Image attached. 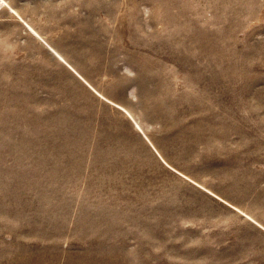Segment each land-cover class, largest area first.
Instances as JSON below:
<instances>
[{"label": "rangeland", "instance_id": "374dc122", "mask_svg": "<svg viewBox=\"0 0 264 264\" xmlns=\"http://www.w3.org/2000/svg\"><path fill=\"white\" fill-rule=\"evenodd\" d=\"M6 1L0 264H264V0Z\"/></svg>", "mask_w": 264, "mask_h": 264}, {"label": "bare ground", "instance_id": "6f19581e", "mask_svg": "<svg viewBox=\"0 0 264 264\" xmlns=\"http://www.w3.org/2000/svg\"><path fill=\"white\" fill-rule=\"evenodd\" d=\"M1 3H3V4H5V5H7L8 6V8L15 14V15H17V17L23 22V24L26 26V28L28 29V30H30L33 34H35L36 36H38L40 39H42V40H44L45 41V39L43 38V36L28 22V21H26L25 19H23L22 18V16H21V14H19V12H17L16 11V9L14 8V7H12L6 0H0V4ZM46 42V41H45ZM47 43V42H46ZM48 45H49V49H52L51 51H53V53L56 55V57L59 59V60H61L60 59V57H63L62 56V54L59 52V50H57L54 46H52L51 44H49V43H47ZM47 46V45H46ZM48 48V47H47ZM58 55V56H57ZM60 56V57H59ZM71 65V64H70ZM78 72V71H77ZM81 77L89 84V88L90 89H93V91L96 93V94H98L100 97H102L104 100H106V101H108V102H110L111 104H113L114 106H116V107H118V108H120V109H122L123 111H124V113L126 114V115H128V114H130L131 115V118L134 120V126L136 127V129H138V127L139 128H141L142 126L140 125V123H139V121L136 119V118H134L133 116H132V114H131V112L129 111V109H127L124 105H122V104H120V103H118V102H116V101H114V100H110L109 98H107V96H105L104 94H102L101 92H99L91 83H89L82 75H81ZM129 117V116H128ZM142 129V128H141ZM142 131V130H141ZM143 132V134H145L144 133V131H142ZM169 164V163H168ZM197 183V182H196ZM198 184V183H197ZM210 194H213L214 196L216 195L214 192H212V191H210V190H207ZM217 196V195H216ZM233 207H235V206H233ZM236 210H238V211H241V213H243V214H246L245 216H249V218L250 219H252V217L248 214V213H246V212H244V211H242L241 209H238V208H236ZM257 223H258V221H256ZM259 224V223H258Z\"/></svg>", "mask_w": 264, "mask_h": 264}, {"label": "crops", "instance_id": "0c3cea01", "mask_svg": "<svg viewBox=\"0 0 264 264\" xmlns=\"http://www.w3.org/2000/svg\"><path fill=\"white\" fill-rule=\"evenodd\" d=\"M60 59L62 60V58L60 57ZM63 61V60H62ZM61 61V62H62ZM63 63V62H62ZM64 64V63H63ZM65 65V64H64ZM81 79V78H80ZM82 80V79H81ZM86 84V83H85ZM92 90V92L94 93V94H96L94 91H93V89H91ZM97 95V94H96ZM107 102V101H106Z\"/></svg>", "mask_w": 264, "mask_h": 264}]
</instances>
